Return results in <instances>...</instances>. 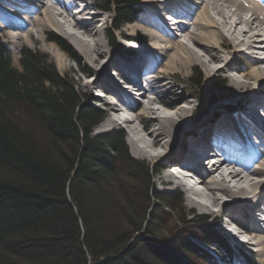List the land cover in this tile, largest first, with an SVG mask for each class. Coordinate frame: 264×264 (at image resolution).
Here are the masks:
<instances>
[{"label":"bare ground","instance_id":"bare-ground-1","mask_svg":"<svg viewBox=\"0 0 264 264\" xmlns=\"http://www.w3.org/2000/svg\"><path fill=\"white\" fill-rule=\"evenodd\" d=\"M4 1L0 0L4 15L0 26L10 38L28 42L35 37L45 43L52 37L50 30L70 38L89 65L79 81L91 93L102 90L104 95L98 97L101 93H97L95 98L109 105L107 119L99 125L126 123L135 157L160 160L164 166L174 163L187 167L191 174L180 177L185 179L182 183L193 206L220 219L222 230L232 240L245 233L236 229L250 230L251 237L238 238L237 243L251 246L255 264H264V230L260 225L264 220V119L260 110H264V1L149 0L152 13L137 23L129 22L119 32L127 40L146 41L143 46L127 43L121 48L132 53L131 57L120 55L117 48L108 45V39L102 40L107 15L92 0ZM163 11L172 12L177 20L167 22L174 19L163 16ZM226 41L232 46L230 57ZM56 44H48L46 50L56 58L59 68L71 67L70 54ZM116 55L125 62L120 58L118 63ZM239 58L248 63H239ZM196 61L205 72H223L237 87L257 94L249 103V111L242 110L247 104L233 110L222 105L216 109L225 114L210 110L199 118L201 121L197 119L198 128L186 132L194 120L193 93L176 84L171 73L184 72ZM148 62L155 71L145 78L148 81L144 85L138 77L149 67ZM160 65L162 76L157 73ZM111 66L125 74L128 85L119 83V78L114 81L108 73ZM98 72L99 76L95 75ZM226 140L243 146L227 149L225 144L230 143ZM212 142L222 144L223 156L214 153ZM208 159L214 160L206 167ZM174 179L181 181L179 176L163 172L158 181L165 184Z\"/></svg>","mask_w":264,"mask_h":264},{"label":"trees","instance_id":"trees-1","mask_svg":"<svg viewBox=\"0 0 264 264\" xmlns=\"http://www.w3.org/2000/svg\"><path fill=\"white\" fill-rule=\"evenodd\" d=\"M138 1L100 6L115 12L118 28L138 17ZM19 65L0 39V264H187L181 250L193 240L203 264H219L197 239L255 264L206 220L201 236H192L183 216L176 231L160 237L163 212L182 207L180 192L151 190L153 169L130 155L121 129L91 133L102 111L83 101L47 57L24 47ZM190 79L202 87L200 72ZM210 81L212 98L228 96L223 80ZM235 97L223 105L244 108L247 97ZM203 112L198 107L193 118Z\"/></svg>","mask_w":264,"mask_h":264},{"label":"rangeland","instance_id":"rangeland-1","mask_svg":"<svg viewBox=\"0 0 264 264\" xmlns=\"http://www.w3.org/2000/svg\"><path fill=\"white\" fill-rule=\"evenodd\" d=\"M94 1L96 4L102 5L101 0H92ZM5 2L4 0H1V3ZM150 1L149 0H139L137 5L139 7H141L140 9L142 10L139 14L138 17L136 18V20H133V23H137V20L141 19L142 17H144V15L152 13V8L150 6ZM147 3V4H146ZM11 5V4H10ZM98 5V6H99ZM9 9L11 6H8ZM98 9V8H97ZM100 11H103L106 15H107V22L105 24V35H100V37L102 38V40L104 41L105 39L109 40V46L117 48L118 53L120 55H122L123 53L127 54L128 57H131L132 53L126 52L125 50L121 49L123 48V46H125V44H130V45H135V46H143L145 44V40H142L143 43H141V40H136V41H132V40H127L125 37H122L119 32L122 28H124L126 25H128L129 22L123 23L120 27L118 28H113L112 27V22L115 19V12L113 10H106V9H99ZM10 11V10H9ZM3 12L0 11V24H3L2 20H3ZM186 19V18H185ZM6 29H4L2 26H0V39L3 43H5L10 51V54L12 55V59H13V64L15 66H20L19 65V58L25 48L30 49L32 52L35 53H40L43 56L47 57V59L52 62L55 66V68L62 74L64 75V77L69 80L74 88L76 89V91L79 92V94L82 96L83 101H87L88 103L90 102L91 104H93L95 107L99 108L102 112V119L101 121L95 125L92 128V134H97V133H103L106 131H109L111 129H121L124 132V138H125V142L128 146V150L129 153L132 157L140 160V161H144L146 164H148L150 167H152L153 171L151 172L153 174L152 179H151V186L152 189L151 190H156L159 193L162 192H172L174 189L172 182H168V183H159V178L163 176V171H158L155 172L154 168L156 166H164L163 161L160 160H154V159H145V158H140V157H135L132 152H131V148L132 145L129 142L128 139V131H127V126L126 123H121V124H113V123H109L108 125L112 126H108L107 124L103 127H101L99 124H101L103 121H105L107 119L108 116V109L107 107L109 106L108 104H105V102L103 100H98L97 98V92L98 89H93L92 93L90 91H87V89L85 87H83V85L81 84V82L79 81L78 77L83 73V69H85L84 67L89 66L88 63L85 61L84 57L75 49V45L73 44L72 40L70 38L64 37L63 34H61L58 31H54V30H50V32L54 33L55 35L61 37L62 39L66 40L70 46L72 47V51L74 52L73 54L70 53L68 51V53L70 54V57L68 58V62L70 64L71 67H65V68H59L56 58L50 54V52L48 50H46V48L48 47V44L50 45H57L56 41L51 40V38L47 39L45 41V43L43 42H39L35 37L32 38L31 40L24 41V40H14L12 38H10V36L7 34V32L5 31ZM112 32L113 37H114V42L115 43H111L110 41V37H109V32ZM105 36V37H104ZM180 39L184 40V38L182 36H179ZM124 41V42H123ZM227 42V41H226ZM44 44V45H43ZM128 45V46H130ZM121 46V47H120ZM227 46V47H226ZM226 50L228 51L227 55L228 57H230L232 55L233 52H231L230 50H232V46L229 45V43L227 42L225 44ZM120 50V51H119ZM61 51H65L64 49H62ZM117 53V54H118ZM116 61L119 63L121 61V57L119 55H116ZM121 58V59H120ZM151 60V59H149ZM239 63H244L247 64L248 60H245V58L240 59L239 58ZM246 61V62H245ZM121 62H125V60L122 59ZM150 62H148L149 64ZM82 70H81V69ZM162 65L157 67V73L159 76L163 75V72L161 70ZM112 69H114L112 66L109 68V75L113 77V73H112ZM100 72H103L100 71ZM197 72L201 73L202 76V87H198L195 86L192 82H191V76H195ZM208 72H205V69L203 67V65H201L198 61H196V63H194L192 66L188 67L186 69V71L182 72V71H175L173 73H171V76L173 77V80L176 81L175 83L178 85H181L182 87H184V90L187 91V93H193V95H190V97L192 98V109H191V118L192 116L194 117V112L195 110L202 106L204 108V112L201 114L202 118L203 116H207V114H209L210 110H213L212 114L216 113L217 115L219 114L218 112L224 113V111L220 110V109H216V108H220L225 102H228L227 100L229 99H233L232 97L235 96H245L247 97L248 101H247V105L244 109V111H249V103L253 101L254 98H256L257 94H253L252 90L250 88H240L237 87L234 82L225 75V73H219L216 75L213 74H207ZM99 76V72L95 73V75ZM124 74V73H123ZM93 75V76H95ZM125 74L124 76H122V79H125ZM221 79L224 81V85H226V92L228 94V96L225 97H220L218 96L219 94H215V98H212L211 93L208 91V87H209V82H211V79ZM172 80V79H171ZM115 81V78H114ZM209 81V82H208ZM122 83V81H120ZM119 82V83H120ZM117 83V84H119ZM231 92V93H230ZM225 93V92H224ZM95 94V95H93ZM261 95H263L262 97H264V93H261ZM260 95V96H261ZM231 96V97H230ZM259 96V95H258ZM99 97V96H98ZM95 98V99H94ZM236 98V97H235ZM220 106V107H219ZM241 110V109H240ZM210 112V113H211ZM112 116V115H111ZM214 116V115H213ZM197 119H199V117L194 118V120L192 122L189 123V129L186 132H191L192 130H195V128H198V122ZM199 121H201V119H199ZM192 128V130H191ZM193 132V131H192ZM189 133L185 134V136L187 137ZM208 160H206V163L204 164L207 165ZM124 177V175H123ZM182 179V178H181ZM185 180V179H182ZM126 181V180H125ZM201 188L202 186L199 185ZM200 189V188H199ZM178 191L180 192L181 196H182V207L180 209V211H170V210H165L163 212L164 216L163 219L161 221V223L159 224L160 226V231L158 233V235L160 237H166L169 236L170 234H172L170 231H176L174 230V228L179 224V220L181 219V217L185 216L186 217V221H188V227L191 226L190 229H188V231L192 234V236L196 235V236H201L203 235V231L201 229L202 224L200 220H206V225L209 226H215V228L217 230H220L222 233H224L223 227H221V221L220 219H215L214 218V214L211 213H202L200 212L199 208H197V206H193L195 205L194 203H192V199H189V194L186 192L185 188H181L178 189ZM262 204H260V207H262ZM223 219L225 220V216L222 215ZM242 219V217H241ZM242 222H245L242 220ZM158 226V227H159ZM182 228V227H181ZM223 229V230H222ZM185 230L187 231V228H185ZM225 236L227 235V233H224ZM191 236V235H190ZM228 236V235H227ZM226 236V237H227ZM229 237V236H228ZM247 236H244V234H241V236H236V241L232 240L231 238H229L231 240V242L236 245H238L244 252H246L247 254H249L251 256V258H253V261H256L255 259V253L253 251V248L251 246H246L243 245L241 243H237L238 238L242 239L245 238ZM198 243H200L201 245H203L204 248H206L207 251H209L210 253L216 255L219 258L218 263L219 264H249L247 262L243 261V258H241V256L236 254L235 252H225L222 250V247L220 248V245H218L215 242H209V241H202L200 239H197ZM197 242V241H196ZM190 248L187 252L184 253V250H181L183 252V255L185 257L184 261L187 264H203L204 258L203 256L198 252V249H196V243L195 240L193 241H189ZM257 262V261H256Z\"/></svg>","mask_w":264,"mask_h":264}]
</instances>
